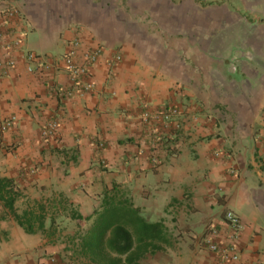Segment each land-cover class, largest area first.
Listing matches in <instances>:
<instances>
[{"label":"crops","instance_id":"1","mask_svg":"<svg viewBox=\"0 0 264 264\" xmlns=\"http://www.w3.org/2000/svg\"><path fill=\"white\" fill-rule=\"evenodd\" d=\"M9 1L0 13L12 4L27 22L1 29L22 43L0 49L13 62L0 71V118L16 117L0 139V180L18 192L17 214L44 224L27 231L0 199V264H101L81 248L85 218L107 195L165 224L170 245L139 264H222L198 241L212 228L227 241L228 210L242 225L238 264H264V0H142L135 30L87 0L70 13L50 0ZM77 39L78 62L103 47L91 92L72 90L63 63L28 70L25 50L61 58ZM170 105L182 129H161L153 147L155 126L141 115Z\"/></svg>","mask_w":264,"mask_h":264},{"label":"trees","instance_id":"2","mask_svg":"<svg viewBox=\"0 0 264 264\" xmlns=\"http://www.w3.org/2000/svg\"><path fill=\"white\" fill-rule=\"evenodd\" d=\"M4 188V191L2 190ZM18 192L9 179L0 180V199L27 231L43 227L44 216L36 213L19 215L14 208ZM86 234L81 254L94 263L139 264L148 253L170 245L164 222H149L132 201L107 195L103 205L85 218Z\"/></svg>","mask_w":264,"mask_h":264},{"label":"built area","instance_id":"3","mask_svg":"<svg viewBox=\"0 0 264 264\" xmlns=\"http://www.w3.org/2000/svg\"><path fill=\"white\" fill-rule=\"evenodd\" d=\"M13 18H17L23 24L27 22L25 15L16 7L8 6L5 7L0 13V49H10L12 47H20L22 43V37H16L14 39H8L7 36L14 34L9 30L7 33H1L3 26L8 27L10 21ZM6 38V39H4ZM8 39V40H7ZM80 47V41L77 39L71 44V48L67 53L61 58H47L43 54L36 53L32 50H25L24 57L28 62V70L34 71L37 69L49 70V69H59L61 63L65 70L68 72L71 80L73 81V91L82 94L91 92L94 89V83L89 80L91 67L98 61L103 47L98 46L93 49L86 50L81 55V62L77 61L78 49ZM121 60V55L116 54L115 62ZM12 60H5L0 55V71L4 72L5 69L12 67ZM182 116V111L180 107L176 105H170L163 107L157 111L146 110L142 113L141 119L143 122L153 125L155 144L153 147H157L163 142V138L160 136L161 129L166 130L170 127H174L177 130L182 129V123L180 117ZM16 123V117L11 116L8 118H0V139L4 132L11 129ZM58 128V122L56 120L47 121L42 129L43 137L49 139L53 136ZM103 147V144L100 145ZM157 161V160H156ZM230 232L227 237L226 242H220L214 238L217 235L216 228H212L211 232L198 241V247L200 249H206L216 254L218 261L222 264H238L240 260V253L236 244V240L241 230V221L239 216L232 210H228L225 213L224 218ZM65 264V263H61Z\"/></svg>","mask_w":264,"mask_h":264},{"label":"rangeland","instance_id":"4","mask_svg":"<svg viewBox=\"0 0 264 264\" xmlns=\"http://www.w3.org/2000/svg\"><path fill=\"white\" fill-rule=\"evenodd\" d=\"M5 1H7V3L10 2L9 0H5ZM14 1L16 2V0H14ZM88 1H91L92 3H94L92 5L93 9L97 8L101 12H103V10H105V9H108L111 12L112 11L111 9H114V8L117 11H119L118 20L123 21V23L125 24V27H124L125 29L129 28L128 25H130L131 28L135 30V27L137 28V26L140 25L142 23V21H144V20H142L141 15H133L134 10H131L133 8L134 9H136V8L140 9L139 6L141 3H143L142 0H87V2ZM171 1H175V0H171ZM176 1L182 2L185 0H176ZM52 2H54V5L57 6V8L58 7H59V9L62 8L63 11L70 13V12L74 11L75 8L80 7L79 4L81 3V0H50L49 3H52ZM8 6L13 7L14 5L11 4ZM14 7L17 8V6H14ZM113 12L114 11H112V15L110 17H112V16L115 17V14ZM89 14H92V12L89 11ZM118 29H120V28H118ZM85 226H86V223H85Z\"/></svg>","mask_w":264,"mask_h":264}]
</instances>
